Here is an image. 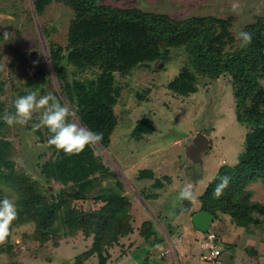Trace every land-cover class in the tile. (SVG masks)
Instances as JSON below:
<instances>
[{"label": "rangeland", "instance_id": "obj_1", "mask_svg": "<svg viewBox=\"0 0 264 264\" xmlns=\"http://www.w3.org/2000/svg\"><path fill=\"white\" fill-rule=\"evenodd\" d=\"M98 2L112 8L138 9L145 14L173 20L194 17L231 18L229 30L235 46L241 44L237 39V31H245L250 25L252 37L255 35V38H264V0ZM234 3L240 6L239 14L232 10ZM73 19V10L61 1L44 0L41 11H37L34 0H0V34H12V39L7 42L0 38V102L5 104L4 111H9L12 99L37 87L38 98L52 93L62 105L66 104L71 109L73 115L69 120L75 119L84 126L62 93L64 82L56 75L50 53L53 47H59L62 54H66L69 48V27ZM167 49L166 60L158 58L137 64H133L131 60L122 61L118 71L113 74L119 97L113 107L116 126L109 145L102 147L98 143L90 144V151L85 157L87 164L100 163L106 173L105 176L95 175L84 182L92 187L89 197L95 195L98 189L113 184L116 191L121 196H126L130 202L128 215L133 232L113 248L107 261L112 262L111 264H126L119 260L130 252L127 264H143L144 258L152 260L147 264H175L170 255L161 256L164 243H161L159 234L155 244L144 246L147 242L138 231L143 223L152 231L158 223L164 227V231H161L169 235V226L178 227L173 238L180 264H210L198 259L202 250L199 240L192 241L196 230L190 226L187 217L200 205L199 196L220 168L235 167L244 153L247 128L236 121L230 78L222 76L211 81L200 77L196 93L176 95L166 86L184 66L186 54L181 46ZM163 50L160 48V51ZM66 71L69 84L76 80H95L101 72L96 66L81 69L69 64ZM41 112H34L26 125L9 126L4 122V126H0V142L9 143L6 150L10 169L3 171L10 172L13 176L24 173L29 177L28 182L38 183L44 192L54 196L62 185L55 181H44L40 175L41 165L52 154L45 139L44 127H36L40 122ZM142 124L152 127L153 132L133 137L134 127ZM197 133L206 137L208 147L199 153L200 163H193L187 151L194 145ZM4 148L0 144V154L5 153ZM58 169L68 171V164L64 163ZM144 172H150L151 175L142 177ZM155 182L158 184L157 188L154 186ZM188 184L192 185L193 199L182 200L179 192ZM0 189L2 195H17L7 184L0 185ZM245 189L250 192V201L264 206V182L252 181ZM187 204L190 205L185 210ZM100 206L101 203L84 199L66 201L65 208L71 207L72 215L77 216L82 211L97 210ZM66 211L67 209H62L58 214V219L53 224L56 234L46 242L33 237V223L14 228L7 241L0 245L9 251L0 253V264H76L75 257L90 246L92 238L85 237L81 232H71L65 220L68 215ZM230 222L232 220L229 216L218 212L217 219L208 230L217 238L216 245L223 251L219 260L223 262L226 261L224 255L227 256L226 246L219 244L227 235ZM250 228L251 232L248 233H256L250 238L243 230H236L235 235L230 233L232 239L225 240L230 245L237 246L238 237L243 241L251 239V263L254 261V252H264V223ZM189 240L192 241L190 252L183 254L180 248L188 244ZM242 249L239 242V250ZM135 255L142 257V260L132 259ZM228 260L231 261L230 258ZM83 264L98 263L96 257L92 256Z\"/></svg>", "mask_w": 264, "mask_h": 264}, {"label": "trees", "instance_id": "obj_2", "mask_svg": "<svg viewBox=\"0 0 264 264\" xmlns=\"http://www.w3.org/2000/svg\"><path fill=\"white\" fill-rule=\"evenodd\" d=\"M56 1L69 6L74 19L68 32L69 48L63 55L59 47H53L50 50L52 64L57 77L64 82L62 93L80 122L90 131L102 133V140L98 142L102 147L109 145L116 126L113 107L117 103L119 89L114 85L113 74L122 61L131 60L137 64L158 58L166 60L167 48L183 47L186 62L166 86L179 96L196 93L200 77L211 81L222 76L230 78L236 121L247 128L244 153L235 167L220 168L199 196V210L212 214L211 224L217 219L218 212L229 216L237 227L263 224L264 206L250 201V192L245 188L255 180L264 182V38L258 39L260 37L255 38L254 35L251 44L235 46L229 30L231 18L173 20L145 14L138 9L112 8L98 0ZM34 6L41 11L44 0H34ZM250 26L245 31L250 33ZM160 48L164 50L160 51ZM68 64L81 69L96 66L101 72L95 80H76L69 84ZM33 91L38 93L39 88H32L23 95ZM14 100L9 104V113L14 112ZM4 106L0 102V126H4L3 115L7 112ZM152 132V127L142 124L134 127L132 135L137 138ZM44 133L48 141L50 133L46 127ZM0 144L5 146V153L0 154V185L7 184L18 197V218L13 222L11 232L16 227L33 223V237L46 242L56 234L53 224L58 214L67 209L65 220L71 232H81L92 238L90 246L75 257L76 264H83L92 256L96 257L98 264H107L113 248L133 232L128 215L130 202L116 191L113 184L98 189L89 197L93 190L89 183L84 182L95 175H106L100 163H86L90 145L78 155H67L48 145L51 158L41 165L40 175L44 181L62 185L58 194L49 196L38 183L28 182L26 174L13 176L3 171L10 169L6 150L9 143L1 141ZM64 163L68 164V171L58 169ZM150 175V172L141 174L142 177ZM225 175L230 177V182L216 197L214 190L220 183V177ZM154 186L157 188L158 184L155 182ZM5 196L0 189V199ZM84 199L101 203V206L97 210L82 211L77 216L72 215L71 207L65 208L66 201ZM174 228L169 227L171 234ZM139 230L146 242H157L156 234L144 223ZM151 236H154L153 240ZM1 252L9 251L0 247Z\"/></svg>", "mask_w": 264, "mask_h": 264}, {"label": "clouds", "instance_id": "obj_3", "mask_svg": "<svg viewBox=\"0 0 264 264\" xmlns=\"http://www.w3.org/2000/svg\"><path fill=\"white\" fill-rule=\"evenodd\" d=\"M234 13L239 14L240 6L236 3L232 5ZM237 39L241 42V47H245L252 42V34L247 31H237ZM5 42L12 39L10 32L0 34ZM14 112H6L3 120L9 126L26 125L33 117L34 112H41L40 122L36 125L46 127L50 133L47 141L49 146L58 151H63L67 155H78L86 146L98 143L102 140V133L90 131L87 127L81 126L69 117L73 115L69 106L62 105L55 95L49 93L40 96L36 92H29L13 101ZM230 177L225 175L220 177V183L214 190L213 195L219 197L222 190L228 186ZM192 185L188 184L179 192V198L184 200L193 199ZM18 197L5 196L0 199V245L4 244L11 234V227L18 218V208L16 200ZM208 232V231H207ZM204 234V233H202Z\"/></svg>", "mask_w": 264, "mask_h": 264}, {"label": "crops", "instance_id": "obj_4", "mask_svg": "<svg viewBox=\"0 0 264 264\" xmlns=\"http://www.w3.org/2000/svg\"><path fill=\"white\" fill-rule=\"evenodd\" d=\"M200 206V205H199ZM197 207L196 209H194L191 213H194V212H197V211H199V208L200 207ZM188 214V213H187ZM191 216H192V214H189L188 215V220H189V223H190V226H192V224H191V222H190V218H191ZM229 220V219H228ZM218 222V221H217ZM154 224V223H153ZM230 225H228V227L231 229V231H227L226 233H227V235L226 236H224L223 237V240L221 239V241L220 242H222V243H220L219 245H225L226 246V248H225V250L227 251V256L226 255H224L225 257H226V261L225 262H223L222 260L220 261V263L219 264H226V263H228V264H264V260H263V258H264V252H263V254L261 253H258V252H254V254L255 255H253L252 257H253V262H251L250 263V241H251V239H247L246 238V241H243L241 238H239L238 237V245L236 246V245H234V246H232V245H230L226 240H225V238L226 239H232V235L231 234H234L235 235V233H236V230H243L242 232L243 233H248V231H250L251 232V228H250V226L249 227H237L233 222L231 223H229ZM155 225V224H154ZM167 226H169V225H167ZM170 227V226H169ZM193 227V226H192ZM139 228L140 227H138V231H139ZM155 230L153 231L155 234H156V236H158V234L160 235V237H161V243H164V246H163V250L164 249H167V243L165 242V239H164V233L162 232V231H164V227L163 226H160L158 223H157V226H155ZM177 229H178V227H175V229H174V231L172 232V235H173V233H175V232H177ZM158 230V231H157ZM162 230V231H161ZM160 232V233H159ZM231 233V234H230ZM229 234L231 235V236H229ZM254 234H256L254 231L252 232V233H248V235H249V238H250V236H252V235H254ZM202 237V234L200 233V232H198L197 230H196V233L193 235V240L192 241H196V240H199V243H200V238ZM154 239V236H151V240H153ZM190 241V240H189ZM192 241H190L188 244L186 243V245L183 247V246H181V252L184 254V253H186V252H190V244H191V242ZM239 242H241V244H242V246H243V249L242 250H239ZM123 244V243H122ZM150 244L147 242V243H145V245L144 246H146V247H148ZM218 248L220 249V247L218 246ZM162 250V251H163ZM221 250V249H220ZM129 251H131L130 250V248H129ZM161 251V252H162ZM131 253V252H130ZM130 253H127V255H126V257H123L121 260H119V262H124V263H129V258H128V254H130ZM175 255V256H174ZM174 255H173V257H171V259H172V261H174V263L175 264H180L179 262H178V259H177V254H176V246H175V248H174ZM223 255V251L221 250V255H220V257ZM223 256V257H224ZM132 259H134L135 261H136V259L138 260V259H140V260H142V257H140V258H138V256L137 255H135V256H132L131 257ZM230 258V260L231 261H229L228 259ZM198 259L199 260H201L200 259V256H198ZM111 260H113V258H111ZM150 259H148V258H144L143 259V264H147L148 263V261H149ZM151 262H152V260H150ZM112 263V262H111ZM110 262H107V264H111ZM189 264H192V263H189Z\"/></svg>", "mask_w": 264, "mask_h": 264}, {"label": "water", "instance_id": "obj_5", "mask_svg": "<svg viewBox=\"0 0 264 264\" xmlns=\"http://www.w3.org/2000/svg\"><path fill=\"white\" fill-rule=\"evenodd\" d=\"M207 147L208 140L206 137L201 133H197L194 139V145L187 151L188 157L193 163H200V159L198 157L199 153L207 149ZM189 205L190 204H187V207L184 209L188 210ZM190 222L195 230L200 233H206L212 222V214L204 210H199L191 216Z\"/></svg>", "mask_w": 264, "mask_h": 264}, {"label": "built area", "instance_id": "obj_6", "mask_svg": "<svg viewBox=\"0 0 264 264\" xmlns=\"http://www.w3.org/2000/svg\"><path fill=\"white\" fill-rule=\"evenodd\" d=\"M164 239L167 243V249H164L161 252V256L170 255L173 257L174 255V248H175V240L173 238V235H169L167 233H164ZM179 239V238H178ZM217 238L212 232H206L203 234L200 240V249L202 250V253L200 255V259L206 263L210 264H219L221 251L218 249L216 245Z\"/></svg>", "mask_w": 264, "mask_h": 264}]
</instances>
